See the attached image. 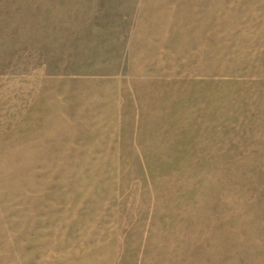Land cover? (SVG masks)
I'll return each instance as SVG.
<instances>
[{
  "label": "rangeland",
  "instance_id": "1",
  "mask_svg": "<svg viewBox=\"0 0 264 264\" xmlns=\"http://www.w3.org/2000/svg\"><path fill=\"white\" fill-rule=\"evenodd\" d=\"M0 264H264V0H0Z\"/></svg>",
  "mask_w": 264,
  "mask_h": 264
}]
</instances>
